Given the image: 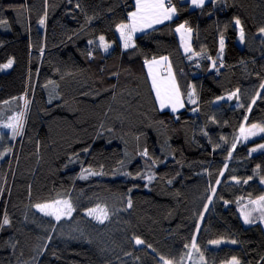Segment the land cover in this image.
<instances>
[{
  "label": "trees",
  "instance_id": "16d2710c",
  "mask_svg": "<svg viewBox=\"0 0 264 264\" xmlns=\"http://www.w3.org/2000/svg\"><path fill=\"white\" fill-rule=\"evenodd\" d=\"M134 2L0 0V107L16 101L0 124L30 101L16 146L0 135V264H264V226L240 211L264 197V151L249 152L264 136L239 140L264 129V0H169L173 19L125 50ZM162 57L182 110L155 99L147 64ZM64 200L59 221L36 207Z\"/></svg>",
  "mask_w": 264,
  "mask_h": 264
},
{
  "label": "rangeland",
  "instance_id": "374dc122",
  "mask_svg": "<svg viewBox=\"0 0 264 264\" xmlns=\"http://www.w3.org/2000/svg\"><path fill=\"white\" fill-rule=\"evenodd\" d=\"M177 28H180L179 32L177 31ZM177 28L175 30L177 31V36H178V40L180 42V45L184 49L185 53H187V54L191 53L193 50V48H192V31L189 30V28H185V27H181V26H178ZM222 41H223V44H221V46H220L221 47V49H220L221 54L224 52V39H222ZM10 61H12L11 67H9V68L2 67V70H1L2 72H8L12 68L14 62H13V60H10ZM229 96H232V99H233L235 95L232 94ZM229 96L220 98L219 100H217V103L219 104V103L226 101V100L230 101L231 99H228ZM22 100H23V102L21 103L20 108L17 111H14L13 115L9 119H7L3 124H0V135L4 134V133H12V131H13V133L15 131L18 136L21 135L22 130H23V126H24V120H25L26 114H27L28 105L30 102V101L26 100V97H22ZM12 102H16V101L13 100ZM5 105H6L5 107H7V109L4 108V105H3L2 109L0 107V118L1 119H4V115L6 113H8L9 111L16 108V106H14L12 103L5 104ZM9 124L12 125L11 128L6 127V125H9ZM18 124H21L20 127L18 126ZM243 128L245 129V132L242 134L240 131L239 140L244 144L254 143L264 136V131H261L262 128L260 126H256L255 128H252V126L244 125ZM0 139H1V137H0ZM17 139H18V137L16 138V140ZM261 145H264V142H262V143L258 142L256 144H254L249 150L250 154L255 155L259 152L264 151V148H262ZM253 149H255V151ZM0 162H1V160H0ZM7 187H8V185L4 186L3 193L5 192V189H7ZM64 202H67V204L71 205V202L69 200H64L63 203H60V204L52 203V204H55L54 210H56L58 212V214L61 216V219L67 218L70 215H72V213H73V211L68 213L67 204H65ZM71 209H72V205H71ZM92 209H96V211L94 213H92L91 215H89L88 213ZM52 210L53 209H49L47 211H52ZM101 210H103V211H101ZM240 211H241V216H242L244 222H245L246 217H247V220L250 221V222H245L247 225H250V224H253L256 222H260L264 226V200H261V199L245 200L244 204L240 208ZM85 214H86L87 218L93 219L96 222H99L97 219H95L96 216H100L104 220H106V218H108V212L103 207L91 208L88 211H86ZM105 215H106V218H104ZM200 262H202L201 259L190 255L189 260H188V264H201ZM233 262H234V260L229 261L226 264H233Z\"/></svg>",
  "mask_w": 264,
  "mask_h": 264
},
{
  "label": "snow or ice",
  "instance_id": "6c2138e0",
  "mask_svg": "<svg viewBox=\"0 0 264 264\" xmlns=\"http://www.w3.org/2000/svg\"><path fill=\"white\" fill-rule=\"evenodd\" d=\"M192 3L196 4L198 7H202L204 4V0H192ZM136 11L131 13V23L130 24H121L119 26V30L121 31V35H124V29L129 30V34L125 36V47L129 46V41L131 40V33L143 30L144 28H151L153 24H159L162 23L164 20H170L172 18V14L175 13V8L171 7V5H166L165 0H137L136 4ZM41 24L44 23L43 20L40 21ZM237 25L240 24V21L237 19L235 21ZM183 27V26H181ZM177 31H180V28H177ZM262 32H264V29H261ZM240 38L243 40L244 38V32L243 28L240 29ZM101 43L104 42V37L101 36L100 38ZM221 44H223V41L221 40ZM105 50H107V45L104 44ZM166 59V58H164ZM147 63V62H146ZM153 63H160L159 61H153ZM12 65V61H9L7 64L3 65L4 68H9ZM149 73L152 75V86L156 90V96L157 99L160 101L161 108H164L166 106L171 105L172 110H176V103H178L179 100V92L178 89L175 88V85L173 84L171 87L168 85L166 80H159L157 79V76L153 73L151 65H149ZM235 95V94H233ZM228 99H232V96H229ZM194 102V101H193ZM6 127H12L11 124L6 125ZM256 125L253 124L252 128H255ZM241 133L243 134L245 132V129L242 127L240 129ZM261 131H264V129H261ZM262 148H264V145H261ZM255 151V149H253ZM144 155H147L145 152ZM95 175V173H92ZM151 179V178H149ZM219 181H217L218 183ZM261 200H264V197L260 198ZM60 201H56L55 204H60ZM67 204V202H64ZM55 204H43V205H37L36 207L41 211L44 212L45 215L54 216L57 221L61 219V216L58 214V212L55 209ZM131 206V203L129 202V207ZM49 209H53L52 211H47ZM68 213L72 211L71 205L67 204ZM96 209L90 210L88 213L91 215L94 213ZM103 211V210H101ZM106 218V215L105 217ZM95 219H97L100 223L104 222V219L100 216H96ZM245 222H250L247 220V217L245 218ZM4 224H8L9 221L7 218L3 221ZM137 244L143 243L141 240H136ZM233 264H238V262L234 261Z\"/></svg>",
  "mask_w": 264,
  "mask_h": 264
},
{
  "label": "crops",
  "instance_id": "0c3cea01",
  "mask_svg": "<svg viewBox=\"0 0 264 264\" xmlns=\"http://www.w3.org/2000/svg\"><path fill=\"white\" fill-rule=\"evenodd\" d=\"M187 1L190 3L192 8H194V9L195 8H200V7L196 6V4L192 3V0H187ZM209 1L210 0H204V4H206ZM136 4H137V0H135V2H134V8H133L132 12L137 10L136 9ZM165 4L169 5L170 4L169 0H165ZM171 7H173V6L171 5ZM131 13L129 15L128 22H125V23H122V24H130L131 23ZM174 16H175V13L172 14V18L170 20H164L162 23L153 24V26L151 28H144L143 30H138V31H135V32L131 33V40L128 42L129 43L128 47H125V36H127L129 34V30L128 29H124L123 30L124 31V35H121V31L119 30V26L121 24L118 25L117 28H116V33H117L118 39H119L123 49L129 50V49L134 48V46H135V38H136L137 35H140V34H143L145 32H148V31L158 27L159 25H161L163 23L171 21ZM181 26L187 28L185 25H181ZM176 34H177V31H176ZM109 49H110V47H109ZM183 51H184V49H183ZM164 58H166V59H164ZM153 61H159L160 63H153ZM149 65H151L152 71L157 76L158 81L161 80V79L166 80V82L168 83V85L170 87L174 84L175 88L178 89V92H179V85H178L177 78H176V76L173 73V69H172L170 61H169V59L167 57H162V58H159L157 60L156 59L152 60L151 62H149L147 64V73L149 75V78H150V81H151V84H152V75L149 73ZM153 91H154V94H155V99L157 100V102H158V104L160 106V101H159V99H157L156 90H155L154 87H153ZM164 108L172 109V106L169 105V106H166ZM183 108H184V103L181 100H179V102L176 103V110L179 111V110H182Z\"/></svg>",
  "mask_w": 264,
  "mask_h": 264
},
{
  "label": "bare ground",
  "instance_id": "6f19581e",
  "mask_svg": "<svg viewBox=\"0 0 264 264\" xmlns=\"http://www.w3.org/2000/svg\"><path fill=\"white\" fill-rule=\"evenodd\" d=\"M23 97H26V100L29 101L27 93H26ZM10 103H13V102L10 101V102H8V103H6V104H10ZM28 107H29V105H28ZM27 111H28V109H27ZM20 125H21V124H18L19 127H20ZM24 130H25V120H24V126H23V130H22L21 135L18 136V135L16 134V132L14 131V135H15V137H14V141H15V142H14V145H13V146H16L18 139H19V138H22V134H23ZM17 137H18V139L16 140ZM14 150H15V148H13L12 151H11L10 159H12L13 156H14ZM10 161H11V160H10ZM10 161H9V162H10Z\"/></svg>",
  "mask_w": 264,
  "mask_h": 264
}]
</instances>
